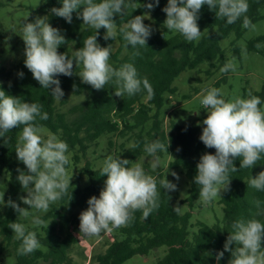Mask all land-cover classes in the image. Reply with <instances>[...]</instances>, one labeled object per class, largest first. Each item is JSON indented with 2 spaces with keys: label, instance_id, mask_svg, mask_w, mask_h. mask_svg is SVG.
Here are the masks:
<instances>
[{
  "label": "trees",
  "instance_id": "obj_1",
  "mask_svg": "<svg viewBox=\"0 0 264 264\" xmlns=\"http://www.w3.org/2000/svg\"><path fill=\"white\" fill-rule=\"evenodd\" d=\"M99 2V0H96ZM130 5L140 7L141 4L151 0H129ZM249 8L245 14L252 23L264 19V0H247ZM167 0H160L159 6L152 10L154 23L151 24L154 31L147 44L140 48V56L132 59L134 49L125 47L126 42L118 32L115 41L103 39L104 29L100 30L98 42L101 46L114 44L119 41L118 47L110 56V64L119 68L124 63H133L141 79L147 78L154 89V97L148 99L146 90L129 97H117L114 94V83L110 82L104 89L95 90L90 85L83 84L78 75L71 77L61 75V88L64 94L73 92L83 99L66 108L68 98L64 97L57 101L50 91L40 87L33 78L31 72L24 66V55L13 63L11 70L0 71V88L13 96L42 105V111L47 112L49 119L46 121L37 118L36 123L47 127L52 132L59 134L71 149L76 152L71 160L77 163L80 160V152L85 155L92 145H96L104 134L127 136L138 147H123L121 158L129 160V166L139 160L144 154L146 142L160 140L165 145L170 142L168 153L173 155L169 162L172 168H182L189 178V195L182 201L192 203L199 199V188L193 181L196 174V163L204 152H215V149L206 148L200 141L202 124H184L176 120L170 121L169 129L164 127L161 117L162 108L166 103L167 93H177L176 79L186 70H195L202 64L210 62L211 66L226 64L225 50L221 40L234 34L231 41L233 54L242 57V46L237 40L244 35L248 28H244L243 17L234 24H227L226 18H217L215 12L204 5L200 10L198 25L201 37L198 40L186 41L185 38L174 31H169L163 26L166 14L162 11ZM60 6V0H44L36 10L37 13L47 15L49 22L60 28L67 38V44L58 48L59 52H65L71 57L75 49L83 46V40L94 35L95 30L87 27L73 13L71 24L64 19L51 16L49 9ZM146 8L129 6L127 15L116 16L117 28L126 23L132 16L141 15ZM144 23L150 24L147 19ZM5 36L3 29L0 30V40ZM264 33L248 40L245 49L264 54ZM260 45V47H257ZM218 61V62H217ZM82 66L74 69L76 73L81 71ZM23 71V78L18 73ZM210 71V70H209ZM10 85V86H9ZM75 85V88H74ZM261 100L259 107L264 111V85L261 91L253 92ZM190 96V95H189ZM151 126L147 129L148 122ZM22 127L7 133L0 138V176L5 170L11 173L9 185L5 192V200L11 197L20 203L21 185L16 180L19 167L15 153L17 138ZM113 142L110 140L109 145ZM179 148V151L177 149ZM164 151L157 154L162 155ZM235 165L239 168L240 161ZM70 164V163H69ZM68 166V165H67ZM103 165L95 167L87 160L81 169V174L71 182L66 195L52 208L42 219L51 218L48 226H43V232L37 231L40 248L27 255H18L17 249L21 241L14 239V233L7 226L13 221L22 223L21 217L10 207L0 209V264H69L72 262L69 250L79 238L73 230V223L79 220V215L74 208L88 207L87 200L92 195L99 196L104 187L105 175H101ZM261 170H264V162L253 166L252 169H240L230 173L231 189L223 192L221 202L224 205V216L221 221L209 224L203 220L192 223V212H176L177 195L173 191L166 193L160 188L159 180L164 179L166 174L162 167L158 166L149 175L156 177L159 191V208L154 210L147 219L141 211L133 213V219L123 227L118 228V236L108 245L104 252L95 256L96 264H124L128 259L136 255H148L154 249L165 247V253L156 264H217L215 254L223 251V246L231 224L240 218L258 219L264 223V191L256 190L248 186V181ZM82 174L87 175L88 182L81 185ZM148 174V173H147ZM167 179H169L166 176ZM260 201L257 207L254 203ZM196 230H192L193 226ZM30 230V229H28ZM31 231V230H30ZM232 247H235L233 244ZM264 247V242H262ZM7 254H13L16 258L14 263L7 261ZM231 253L224 251V256L219 264H228Z\"/></svg>",
  "mask_w": 264,
  "mask_h": 264
},
{
  "label": "clouds",
  "instance_id": "obj_2",
  "mask_svg": "<svg viewBox=\"0 0 264 264\" xmlns=\"http://www.w3.org/2000/svg\"><path fill=\"white\" fill-rule=\"evenodd\" d=\"M159 3L160 0H151L136 7L130 5L129 0H60V6L49 9L51 16L71 24L75 13L83 24L95 30V34L84 39L83 46L75 49L70 57L58 51L60 46L67 44V38L60 28L49 22L47 15L36 16L31 20L27 17L20 35L24 42V66L40 87L49 90L57 101L64 96L59 77H71L74 74L80 77L83 84L95 90L104 89L112 82L117 97H132L146 90L148 99H152L154 89L149 80L139 77L133 63L114 68L109 62L112 44L101 46L98 37L100 30L104 29L103 39L115 41L119 32L126 42L125 47L134 49L131 54L134 60L141 55L139 49L148 46L147 41L154 29L144 21L151 19L150 11ZM204 5L214 11L217 18H226L229 25L243 17L242 26L255 29V25L245 15L249 8L247 0H167L162 9L166 14L164 28L181 34L186 41L198 40L202 32L198 20ZM129 6L149 11L132 16L118 29L115 17L127 15ZM80 66L81 71L76 73L74 69ZM220 71H235V65L229 61ZM18 76L23 78V71ZM222 95L221 89L210 87L202 89L200 97L201 109L207 115L202 120L199 139L206 148L215 149L214 153L201 154L193 177L194 183L200 186L199 198L204 204L211 203L222 192L230 191V173L252 169L254 165L264 162V111L259 107L260 98L249 93V98L236 97L226 101ZM196 114L199 115V112ZM37 118L43 121L49 119L48 113L42 111V105L10 95L0 88V138L23 126L17 138L15 153L25 168H17L16 180L27 193L19 199L29 207H21L11 197L5 200V191L0 192V206L12 208L25 219L31 216L32 225L42 226L46 222L29 210L46 213L51 203L67 194L73 175L69 177L66 168L70 163L66 155L68 144L52 134L45 139L42 135L44 129L36 123ZM169 145L170 142L165 145L158 139L145 143L144 152L146 158L151 157L152 170L159 166L160 157L157 153L168 151ZM131 147L134 149L138 145L133 144ZM236 160L240 161L239 168L234 163ZM101 175H105L106 179L99 196L89 197L88 207L79 214V230L84 236L98 237L102 232L126 226L136 211H141L147 219L159 208L157 179L146 174L141 163L129 166L128 159L109 155L103 163ZM171 175L176 181L180 178L175 171H171ZM159 185L166 193L177 188L176 183L166 176L159 180ZM248 186L264 191V170L252 176ZM254 203L260 206L259 200ZM179 210V207L174 208L176 212ZM50 222H47V226ZM7 227L14 233V239L21 241L18 255H27L40 248L36 232L28 230L24 223L13 221ZM231 228L224 250L215 254L217 264L224 256V251L231 253L228 264H264V223L255 218H240L231 224ZM233 244L235 247H232Z\"/></svg>",
  "mask_w": 264,
  "mask_h": 264
},
{
  "label": "rangeland",
  "instance_id": "obj_3",
  "mask_svg": "<svg viewBox=\"0 0 264 264\" xmlns=\"http://www.w3.org/2000/svg\"><path fill=\"white\" fill-rule=\"evenodd\" d=\"M43 2L44 0H0V30L3 29L5 32L4 38L0 40V71L3 68L5 70H11L13 63L24 55V42L20 36L22 35L23 21H25L27 17L31 20L36 16H44L36 12ZM152 12L153 11L151 10V19H147L150 24L154 23ZM253 24L255 25V29L248 28L244 35L237 40V44L241 45L243 48L241 58L233 54L231 41L235 38L234 34L221 40V45L225 50L226 63L231 61L235 65V71L222 73L220 69L224 65L218 63L217 66H211V63L207 62L195 70L188 69L184 71L176 79L175 84L178 86V92L166 94V103L162 108L161 113L164 127L167 130L169 129L170 121L172 119L189 125L202 124V120L207 115V112L204 109H201L200 104L201 91L204 88L215 87L221 89L223 94L222 98L226 101L232 100L236 97L246 99L249 98V93L254 95L253 92H259L262 90L264 85V54L246 50L245 47L249 39L264 33V19ZM118 45L119 41H116L112 45V49L115 50ZM4 80L5 78L0 77V81ZM64 97L68 98V102L65 104L66 108L71 107L74 103L83 99V96L75 95L73 92L65 93L62 98ZM197 112H199V115L196 114ZM150 126L151 121L148 122L147 129ZM42 128L44 129L42 135L45 139L49 134H52L62 140L59 134L52 132L45 126ZM110 140L113 142L112 145H109ZM123 142L126 144L125 147L131 146L133 143L132 140H127V136H121L119 134H104L99 139L98 144L92 145L85 155L81 152L79 153L80 160L77 163L71 162L76 149H71L68 146V152L66 155L69 156L70 164L66 166V168L69 177L73 175L71 182L77 179L81 174V169L86 164L87 160L95 167H99L103 165L105 159L109 155L114 157L121 155L123 151L121 144ZM157 155L160 157L159 166L163 168L165 174L169 169L166 176L177 185V188L173 193L177 195L175 204L176 207H179V211L182 213L191 211L192 223H196L197 220H203L209 224L221 221L224 216V205L221 202L223 192L221 193V196L216 197L209 204H204L200 198L192 203L182 201L189 195V178L182 168H172L169 166V162L173 158L172 154L164 151L162 155ZM146 156L147 154L145 153L139 160L135 161L134 164L141 163L146 174H150L153 171L151 168V157L146 158ZM18 163L19 168H25L22 162L18 161ZM171 171H175L179 175L180 178L178 181H176L171 175ZM10 178L11 173L8 170H5L0 176V192H6ZM87 182V175L82 174L80 184L85 185ZM26 194L27 193L21 186V196ZM57 202L58 200L54 203ZM54 203L50 204L49 210ZM23 206L25 208L29 207L25 204H23ZM1 207L2 206H0V209ZM49 210L46 213H36L33 209H30L29 211L34 215H39L42 219ZM82 210L84 209L81 207L74 208V212L78 215ZM31 219V216L27 219L21 217L22 223H24L28 229L35 232H43V226H47V222L51 221V218L43 219L46 222L45 225L34 226L31 223ZM72 227L79 240L77 243H74L69 250L70 256L72 257V262L69 264H96L95 256L104 252L108 245L119 235L118 228H116L111 232H102L98 237H86L80 233L79 220L74 222ZM192 230H196L195 225L192 227ZM165 250V247H161L154 249L148 255H136L128 259L124 264H156L157 260L164 255ZM6 257L9 263H14L16 261L13 254H7ZM44 263V261H41L40 264Z\"/></svg>",
  "mask_w": 264,
  "mask_h": 264
}]
</instances>
